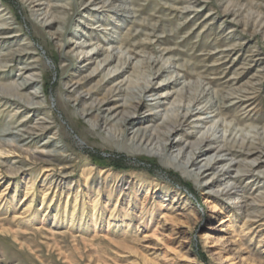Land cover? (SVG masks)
Segmentation results:
<instances>
[{
	"label": "rangeland",
	"instance_id": "rangeland-1",
	"mask_svg": "<svg viewBox=\"0 0 264 264\" xmlns=\"http://www.w3.org/2000/svg\"><path fill=\"white\" fill-rule=\"evenodd\" d=\"M91 93L135 124L107 138ZM133 126L224 165L187 177ZM0 264H264V0H0Z\"/></svg>",
	"mask_w": 264,
	"mask_h": 264
},
{
	"label": "bare ground",
	"instance_id": "bare-ground-1",
	"mask_svg": "<svg viewBox=\"0 0 264 264\" xmlns=\"http://www.w3.org/2000/svg\"><path fill=\"white\" fill-rule=\"evenodd\" d=\"M94 54H97V52L92 53V55H94ZM91 56H88V58H86V60L90 59ZM109 60H110V56L108 55L104 59V61L108 62ZM153 62L154 61H151V63H153ZM26 68H28V67H22V69H26ZM163 70H162V72H163ZM25 86H27L26 82L15 84V86L13 88V91H12L13 93H11L10 96H8L7 98H10L11 96L12 97L14 96L16 98H20L21 99L22 98V93L20 92V90L22 88H24ZM118 89H119L118 92H122L123 95H128V92L125 89H123V90L121 88H118ZM146 92H147V86L144 85V86H142V88H141V90L139 92H137V93L133 92L131 94V96H133V99H137L138 100L137 103L139 104V103H141L142 94L146 93ZM32 95L34 97L37 96L36 93H34ZM94 96H95L94 93H91V95H90V99H91L90 105L83 106L78 112H79L80 116L82 115V116H84L86 118L88 117V119H93L92 125L95 126L98 130L102 129V126L104 125L103 131L105 132L106 136H108L107 138L119 137V135L121 136L123 134V132L125 131L126 127H128L129 125H134L135 124V122H134V117H135L134 114L136 112L138 104L134 103L133 102L134 100H132V99L124 100L125 101L124 104H122L121 108L119 110H117L116 106H114L113 103L112 104L107 103V100H106L105 97L101 98V99H95V98L93 99V98H91V97H94ZM161 96H163V95H161ZM67 98H69V96ZM195 99H197V98L195 97L194 100ZM76 100L77 99H75V101ZM126 101H128L127 104H126ZM22 102H24V101H22ZM25 102L29 104L32 101L26 100ZM221 104H222V101H220V102L219 101H214L213 102V105L218 107L219 109H220V107H222ZM178 109H177V111H178ZM192 110L193 109H191V107L187 106L184 109L185 113H183V115L180 116V117H184L186 114H190L191 115ZM117 112H120L121 115H120V117H118L116 119L115 115H116ZM201 113H203V110L201 111ZM177 118H178V115L172 113L165 120V123H166L165 126H167V131H166V133H164V136H166L167 138L170 136V134L175 130L176 126L178 125L177 124L175 126V123L177 122ZM204 118H207V117H204ZM204 120L207 121L206 119H204ZM210 129H211V127H210ZM210 129H207L205 132L209 133ZM116 132H118V133H116ZM132 132H133L132 135L130 137H128V139H127L129 141V144H130L131 148H134V149H137V150L139 149L141 152H144V153H146L148 155L168 156V160L172 164V166L175 169H177L178 171H180V173H182L184 175L186 174L187 177L188 176H193L192 178L195 177L197 179V177L199 176L200 172L203 174V173H208V172L210 173L212 171V173L214 174L215 171L219 167H222L224 165V164H222L224 162V159H222V157H220L221 155H219V154H217L213 158H212V155L208 156L206 158V160H204L202 163H198L196 161V159L198 157H201V156L205 155L208 152V150H210L209 148H213L210 143H207V144L204 143L205 142V138L202 136L203 134L201 136L199 135L200 137L197 138V142L196 143H194L192 145H189L190 147H189L188 151H186V152L183 151V147H181V148H179L177 150V152L173 153V152L169 151V149L171 147H169L167 145V142H165V141H168L169 139L167 140V139H165L163 137L159 138L158 134L157 135L153 134V133L148 134L149 130H146L145 128H140V127H134L133 126V131ZM216 133H217L216 131H213L212 133H210V136H212L213 140L216 139ZM220 137L222 139H224L225 138V134H222ZM173 147H174V145H173ZM241 147H242V150H240V152L244 153L246 155L251 153L250 149L255 148L252 143H246V144L241 143ZM225 151L230 152V148H226ZM231 156L232 155H230V157ZM199 159H201V158H199ZM231 159L233 161V156H232ZM231 159H230V161H231ZM165 160H167V159H165ZM193 170H196V171L194 172ZM244 170H246V169H244ZM192 171L194 173L191 174ZM239 172H237V173H239ZM248 172H249V170H248Z\"/></svg>",
	"mask_w": 264,
	"mask_h": 264
}]
</instances>
